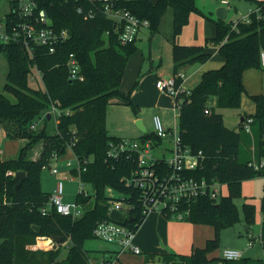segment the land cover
<instances>
[{"label":"trees","instance_id":"obj_1","mask_svg":"<svg viewBox=\"0 0 264 264\" xmlns=\"http://www.w3.org/2000/svg\"><path fill=\"white\" fill-rule=\"evenodd\" d=\"M250 1L255 2L257 8L249 14L248 20L242 18L226 22L225 19L215 20L205 15L216 24V34L206 38L205 44L174 42L172 50L173 75L180 73L178 84L184 78L180 72L182 66L205 63L211 58L208 45L218 46V52L224 57L220 67L204 71L191 93L184 95L179 116L183 141L204 155L201 167L191 173L209 183L220 182L228 189L227 194L219 198L201 194L190 202L189 211L182 218L213 226L214 236L203 247H195L188 254L175 251L146 253L142 264H156V257L161 259L159 264H215L218 261L222 264H264V255L238 260L210 256L220 246L222 230L240 220L235 199L242 195L244 181L264 175V168L256 169L251 164L264 156V94L251 95L256 111L245 115L253 117L251 133L243 134L239 129L229 128L223 114L217 111V108L240 107L246 93L244 72L262 68L264 0ZM39 2L49 11L55 27L68 29L70 37L58 44L54 53L37 46L33 55L21 43H0V51L9 60L8 82L4 91H0V129L8 138L27 139L17 158H0V264H90L91 259L97 257L91 256L85 246L86 241L95 236L94 229L99 222L110 219L109 208L113 201L124 203L133 219L121 224L135 232L148 216L143 212L146 202L144 191L126 178L138 164L126 155L119 158L108 156L110 144L122 138L111 135L106 127L111 97L125 99L137 111L131 91L123 92L121 84L130 55L139 49L138 39L122 44L117 24L102 11L90 20L84 19L77 11L78 6L86 4L84 0ZM118 5L148 19L153 32L159 30L163 14L171 8L175 35L189 23L191 13L203 14L195 0H122ZM71 53L80 62L85 76L82 81L69 78L67 62ZM36 70L43 74V88L40 89L29 83L30 75ZM35 78L38 79L37 75ZM53 101L70 108L72 113L62 116L51 133L46 126L32 129V123ZM48 120L46 117L45 121ZM239 128H244L243 122ZM142 137H152L156 143L160 140L153 132H145ZM39 142H42L41 148L33 156L32 149ZM243 142L246 147H243ZM252 143L256 155H252L250 150ZM69 148L80 160H88L80 178L91 187V191L88 195L80 192L76 195V201L83 208L82 214L72 217L56 209L43 214L42 208L48 204L51 193L42 188V170L50 165L54 154L62 157ZM19 171L25 172V178L18 185L20 180L16 174ZM109 187L121 196L109 195ZM184 209L185 205H181L180 210ZM261 211L260 237L264 253V196ZM243 212L250 234L256 205L245 202ZM162 214L167 218L174 216L165 210ZM33 225L39 226L40 230H35ZM52 235L61 236L62 241L50 249L37 247L38 237ZM64 250L67 251L66 256L61 258ZM105 251L98 249V252ZM115 258L118 257L115 255ZM110 262L113 260L106 258L105 264Z\"/></svg>","mask_w":264,"mask_h":264},{"label":"built area","instance_id":"obj_2","mask_svg":"<svg viewBox=\"0 0 264 264\" xmlns=\"http://www.w3.org/2000/svg\"><path fill=\"white\" fill-rule=\"evenodd\" d=\"M8 9L2 13V3L0 0V43L10 42L21 43L30 54H35L37 46L45 47L49 52L54 53L58 44L66 41L70 37L68 29H58L55 27L52 17L47 8L43 7L39 0H6ZM85 5L78 6V13L84 19L90 20L102 11L108 18L112 19L118 26L119 39L122 44H127L138 39L139 33L143 28L150 27V21L140 18L130 10L119 6L122 0H84ZM222 3H229V0H221ZM249 16L244 20H248ZM69 78L71 81H82L85 76L81 70V65L75 54L71 53L68 59ZM261 63L264 66V50L261 52ZM42 78V72L37 71ZM177 75H172L158 81V87L162 92L169 93L174 97V115L176 117L175 128H168L160 115L153 116V133L160 140L156 143L152 137H142L138 139L122 138L117 143H111L108 156L119 158L123 155L132 157L138 166L126 177L129 183H134L145 193L146 202L143 212L147 215L153 211L161 212L165 210L182 220L188 213L190 202L201 194H209L212 198H219L222 195L220 182L209 183L204 178H197L191 172L198 170L204 160L202 151H194L183 141L179 128V116L183 106L184 95H189L191 89H187L183 82L177 83ZM208 111V110H206ZM72 113L70 108L61 107L57 101L51 102L49 108L40 118L35 120L31 128L39 127V120L46 117L54 119L57 123L65 114ZM253 117L245 116L243 119L244 129L252 132L251 124ZM264 137V131H263ZM70 149V148H69ZM60 156L53 155L52 160H59ZM74 160L67 159L68 169L64 178L70 176L78 178L79 191L84 195L90 193L86 189V183L80 178L81 170H85L84 165L88 160H80L74 154ZM256 169L264 168V156L259 160L251 162ZM52 173H59L57 166L51 167ZM76 170L77 174L73 171ZM108 194L112 197L117 196V192L109 187ZM119 194V193H118ZM64 181L59 180L56 189L49 198L48 204L42 208L43 214H47L51 209H56L63 215L77 217L82 214L83 208L76 200L65 202ZM123 197V196H122ZM121 200H115L109 208V215L113 209L122 211L128 215ZM185 205L186 209L180 210V206ZM94 235L105 241L115 244L117 249L111 250L116 257L123 252L141 254L142 250L133 241L135 231L125 225L109 220L101 221L94 229ZM41 238V237H39ZM48 248L54 247L53 240L50 238ZM253 242L250 241V245ZM46 245V243H45ZM223 257L228 260H238L242 258V251L232 248L224 250ZM106 258L91 259L90 264H105ZM112 262H110L111 264Z\"/></svg>","mask_w":264,"mask_h":264},{"label":"rangeland","instance_id":"obj_3","mask_svg":"<svg viewBox=\"0 0 264 264\" xmlns=\"http://www.w3.org/2000/svg\"><path fill=\"white\" fill-rule=\"evenodd\" d=\"M2 13L5 14V12L8 9V3L6 0H2ZM156 1V0H155ZM232 6L225 5L220 2V0H196V5L199 7V9L203 12H193L190 15V19L193 21V25L199 27L200 34L202 33V29L209 30L211 29L214 22H212L211 19L207 18L205 15H211V12H213L212 15L217 14V10L219 7H225L227 8L228 15L225 19L226 22H232L236 18H242L249 15L251 11L256 10L257 6L255 2H252L250 0H231ZM248 12V13H247ZM247 15H244L246 14ZM194 15V16H193ZM199 15V16H197ZM195 17V18H194ZM201 19L205 21L208 25L204 27H200L201 23L197 22V24L194 22V19ZM210 17V16H209ZM189 19V22H190ZM205 19V20H204ZM200 24V26H199ZM183 32V30H182ZM181 32V33H182ZM181 33L178 35H175L174 32V22H173V15H172V9L169 8L162 16L159 30L157 31H151L150 28L146 29L144 28L142 30V34L140 36V39H138V46L139 49L134 51L128 60L125 73H124V79L125 81L128 79V69H134L138 64H140V61L143 57V54L146 56V60L149 63L150 59L149 57V50L152 47V55L154 58V66H158L163 59L164 65H171L173 64V41L174 39L177 40V38L181 37ZM196 39L195 41H197ZM206 40V39H205ZM202 43V41L198 40L199 42L195 44H205ZM211 47H218L216 45H208L207 49ZM209 61V60H208ZM194 65H188V68H192L188 72H186V81L184 86L187 89L193 88L200 80L202 70L203 68H199L198 70H194L196 67H203L205 64L201 62L192 63ZM209 64V63H208ZM222 63H214L212 65H208L205 67V69L209 68L210 66H221ZM249 70V69H248ZM256 70H263L264 66H262L261 69L257 68H251L246 73V78L248 80V85L250 89L256 90L258 92L257 94H263L259 92L262 90L260 88L261 82L259 80L258 75L255 77ZM8 71H9V60L6 56V54L2 51H0V91H4V87L6 83L8 82ZM37 75V78L35 76ZM167 77V76H166ZM132 82V83H131ZM30 85H32L35 88H43V83L41 81V77L39 76L37 70L33 72L30 75L29 79ZM131 83V85H130ZM130 83L128 86H130L129 89H132L134 87V84L136 83L130 79ZM255 83V85H254ZM264 86V83L262 84ZM159 88V87H158ZM256 93H249L246 92L242 96L241 105L240 107H226V108H217V111L222 113L224 116V121L226 126L232 129H239L243 132V134L251 133L247 132L244 128L240 129L239 125L241 124V117L245 115H250L255 113L256 111V103L251 98V95ZM10 97L14 100L13 96L10 95ZM143 100L146 102L143 106L140 105L139 111H134L132 107L126 103L125 99H122L119 96H113L111 97V100L107 106V116H106V127L110 134H114L117 137L121 138H131V139H138L141 138L142 135L145 132H151L154 129V122H153V116L156 113H160L163 115V118L166 119V123H164L168 128L174 129L176 124V117L174 115V99L173 97L167 93L162 92L160 89L156 90L153 88L152 91L144 92V95H142ZM167 104H171V106H167ZM164 111V112H163ZM137 120L141 121L143 126L145 127V130H143L139 125L137 124ZM47 128L48 132H53L56 126V122L54 119L48 120L47 122L45 120H39V128L45 127ZM27 143V139H20V138H5L3 143H1L0 147H2V154L0 155L1 158L10 159V158H17L18 154L20 152V149L23 145ZM42 142H39L35 144V146L32 149V155L36 156L38 154V151L41 148ZM243 147H246L245 142H243ZM252 155H256V149L254 151V143H252L250 148ZM254 157V156H253ZM74 160V153L71 149H68L67 153L60 157L59 160H52L50 165H47L42 170V188L50 193H53L56 189L57 183L59 180L64 181V188H65V196L64 201L65 202H74L76 200V195L79 191V180L76 177H73V179L70 178H64V175L67 174L65 171L68 169L66 160L72 159ZM51 167L57 166L60 170L59 173H52ZM222 188V195L227 194L228 189L227 186L223 184ZM86 189L91 191V187L89 185H86ZM116 193L117 191L114 190ZM117 196H121L117 193ZM221 196V195H220ZM219 196V197H220ZM264 196V175L256 176L254 178L248 179L244 181L243 183V192L242 195L235 199L236 204L239 207L240 212V220L236 222L233 226L227 227L222 230L221 232V239H220V246L219 248L212 252L210 256L213 255L223 257L224 250L227 248H235L237 250L242 251V257H252V258H261L263 257V248L260 243V238L256 237L253 239V245H250L252 232H254L255 235H258L261 233L262 230V211H261V200ZM252 202L256 205V215H255V221L250 225V234H248L247 231V224L244 217L243 212V204L245 202ZM156 213H159L158 211H153ZM179 219L177 216L171 217V220H177ZM185 222H189L186 220H183ZM51 237H41L37 238V247L40 249H50L48 248L49 245V239ZM251 238V239H250ZM2 239L0 238V243ZM46 243V245H45ZM55 241H53V244L55 245ZM86 248L89 249V252L91 256L93 257H99V259L103 258H111L113 262L111 264H120V262L128 263V264H142L144 261V257L146 255L145 252H142L141 254H135V253H129V252H123L118 255V258H115V253H112L110 250L117 249L115 244L109 243L105 241L104 239H101L99 237H92L86 241L85 244ZM101 247L109 249L105 253L98 252V249ZM66 250H64V253L61 258L66 256ZM160 260L158 257L155 258L156 264L160 263ZM215 264H222L221 261L216 262Z\"/></svg>","mask_w":264,"mask_h":264},{"label":"crops","instance_id":"obj_4","mask_svg":"<svg viewBox=\"0 0 264 264\" xmlns=\"http://www.w3.org/2000/svg\"><path fill=\"white\" fill-rule=\"evenodd\" d=\"M152 1H155V0H152ZM220 2L222 3L221 0H220ZM225 5L232 6V1L229 0V3H226ZM226 10H227V8H226ZM251 12H253V11H251ZM247 13L244 15H247ZM212 14H213V12H211V15H208V16H210L212 19H215V20L220 19L217 16V14L215 16ZM227 15H228V11H227ZM227 15H226V18H227ZM197 16H199V15H197ZM204 16H205V14H204ZM248 16L249 15H247L246 17H242V18L245 19ZM242 18H236L234 21L242 19ZM194 22L196 24H197V22L201 23V26L199 24L200 27H204V26L208 27L207 23L205 21H203L201 19V17H199V19H194ZM192 23H193V21H192V19H190V22L186 26H184L183 32L181 33V37L177 38V40L174 39L173 44H174V42L180 43V44H195V43L199 42L198 40H200V41H202V43H204V40L206 38L213 37L216 34V24L215 23L212 25L211 29L208 27L209 30L202 29L201 34H200L201 30L199 29V27L194 26ZM143 29H141L139 36H138V39H140V36L142 34ZM146 29H148V28H146ZM196 39H198V40L195 41ZM173 44H172V47H173ZM151 49H152V47L149 50V57H148L150 59L149 60L150 62L149 63L147 62V60L145 59L146 56L143 54V57L140 61V64H138V66H136L134 69H131V70L128 69L129 70L128 77H127L128 79L125 81L124 76H123V80H122V84H121V89L123 92L128 93L129 91H131L132 100L137 105V111L140 110V108H141L140 105L143 106L146 103L142 97V95H144V92L152 91L153 88H155L156 90L157 89L159 90L158 81L160 79L170 77L174 74V61H173V64L166 66L163 64V59H162L158 66H156V67L154 66V58H153ZM207 50L211 53V58L209 59V61L203 63V64H205V66L196 67L194 69L195 71L198 70L199 68H201V69L203 68L202 71L204 72V71L209 70V69L218 68L217 66L216 67L210 66L209 68L205 69V67H207L208 65H212L214 63H222L223 64L224 57L221 56L220 53L218 52V47H215V48L211 47ZM188 65H194V64H192V63L186 64L180 68V72H182L184 75L183 84H185V81L187 78L186 72H188L189 70L192 69V68H188ZM249 70H246L244 72V75H243V82H244V85L246 88V92H249L250 94L251 93L257 94L258 92H256V90L250 89L249 85L247 83L248 80L246 78V73ZM256 75H258L259 80L261 82L260 88L262 90H260L259 92L264 94V86H262V84L264 83V71L263 70H261V71L256 70L255 77H256ZM130 79L134 82L136 80V83L134 84V85H136V87L134 90L129 89L130 86H128V85L130 83ZM131 83H130V85H131ZM254 85H255V83H254ZM173 99H174V97H173ZM167 106L169 107V106H171V104L170 105L167 104ZM156 114L160 115L163 122L166 123V119L163 118V115H161V112L156 113ZM242 117H244V116H242ZM138 121L139 120H137V122ZM151 132H153V131H151ZM111 135H114V134H111ZM114 136H116V135H114ZM5 138H8L6 136L5 131L0 129V145H1V143H3ZM2 150H3L2 147H0V155L2 154ZM1 159H5V158H1ZM262 220H263V217H262ZM251 234H252V236H251L252 239L250 238L251 241L253 242L254 241L253 239L258 237V238H260V243L262 246V240L260 237L261 233L258 235H255L254 232H252ZM213 236H214L213 226L206 225V224H196V223H192V222H185L181 219L171 220V218L165 217L161 212H159V213L151 212L148 214V216L146 217V219L144 220V222L142 223L140 228L135 232V236H134L133 241L136 245H138L140 247L142 252H145V253L175 251L178 253L188 254V253H191L195 247H203L206 244V241L208 239L212 238ZM101 248H103V247H101ZM103 249H105L106 251L109 250L107 248H103ZM232 249H235V248H232ZM105 252H103V253H105ZM110 252L112 254L111 250H110ZM214 256H216V255H213L212 257H214ZM99 258H100V256L97 257V259H99Z\"/></svg>","mask_w":264,"mask_h":264},{"label":"water","instance_id":"obj_5","mask_svg":"<svg viewBox=\"0 0 264 264\" xmlns=\"http://www.w3.org/2000/svg\"><path fill=\"white\" fill-rule=\"evenodd\" d=\"M226 15H227V10L226 8L224 7H220L218 8L217 10V16L221 19H226ZM48 118L50 119L49 115H48ZM243 119L244 117L241 118V122H243ZM137 124L139 125V127H141L143 130H145V127H143L141 121H138ZM17 178H19V183L18 185L24 180L25 178V172L24 171H19L17 172L16 174ZM110 219L112 221H115V222H119V223H122L123 221H131L133 219L132 216L130 215H126L124 214L122 211L120 210H117V209H113L111 212H110V215H109ZM33 228L37 231L40 230V227L37 226V225H33ZM51 239L55 242H61L62 241V237L61 236H57V235H52L51 236Z\"/></svg>","mask_w":264,"mask_h":264}]
</instances>
